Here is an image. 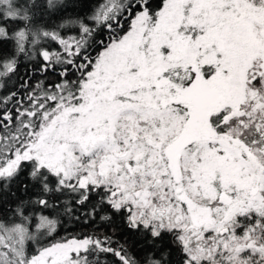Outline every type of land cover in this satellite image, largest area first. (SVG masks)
<instances>
[{"label": "snow or ice", "instance_id": "1", "mask_svg": "<svg viewBox=\"0 0 264 264\" xmlns=\"http://www.w3.org/2000/svg\"><path fill=\"white\" fill-rule=\"evenodd\" d=\"M0 264H264V0H0Z\"/></svg>", "mask_w": 264, "mask_h": 264}]
</instances>
